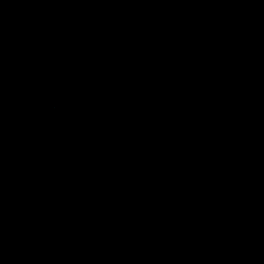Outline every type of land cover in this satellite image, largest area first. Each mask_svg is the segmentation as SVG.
Segmentation results:
<instances>
[{"label":"water","instance_id":"water-1","mask_svg":"<svg viewBox=\"0 0 264 264\" xmlns=\"http://www.w3.org/2000/svg\"><path fill=\"white\" fill-rule=\"evenodd\" d=\"M0 264H264V0H0Z\"/></svg>","mask_w":264,"mask_h":264}]
</instances>
